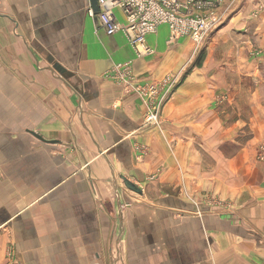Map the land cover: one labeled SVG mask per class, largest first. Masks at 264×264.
Returning <instances> with one entry per match:
<instances>
[{
  "label": "crops",
  "instance_id": "0c3cea01",
  "mask_svg": "<svg viewBox=\"0 0 264 264\" xmlns=\"http://www.w3.org/2000/svg\"><path fill=\"white\" fill-rule=\"evenodd\" d=\"M247 1L197 62L165 23L138 55L87 0H0V264H264V50L221 44H264ZM118 64L181 76L159 127Z\"/></svg>",
  "mask_w": 264,
  "mask_h": 264
},
{
  "label": "built area",
  "instance_id": "2783aa9c",
  "mask_svg": "<svg viewBox=\"0 0 264 264\" xmlns=\"http://www.w3.org/2000/svg\"><path fill=\"white\" fill-rule=\"evenodd\" d=\"M87 1L88 14L97 18L106 34L121 32L138 55L151 53V49L146 45V37L154 33L160 24H168L171 38L190 36L196 50L220 19L215 16L214 7L216 4L220 5L221 0H96L99 8L96 14L91 0ZM263 8L262 5L257 11ZM116 9L124 13V23L118 21ZM128 66L118 64L116 68L123 70L128 91H135L146 106L144 125L159 127L162 107L181 80V76L174 75L160 86L145 84L135 87L131 84L132 77ZM260 157L264 159V148Z\"/></svg>",
  "mask_w": 264,
  "mask_h": 264
},
{
  "label": "rangeland",
  "instance_id": "374dc122",
  "mask_svg": "<svg viewBox=\"0 0 264 264\" xmlns=\"http://www.w3.org/2000/svg\"><path fill=\"white\" fill-rule=\"evenodd\" d=\"M244 1L245 0H221L220 5H217L216 4V6L214 7L216 9L215 16L217 18H220V19H219V22L217 23V25L210 31V33H212L214 30H217L219 28L220 24H224V22L227 23L228 21L234 19V15L233 14L236 11L239 10L240 6L242 5V3ZM254 1L256 3V4H254V7L253 6H250L246 11L244 9L245 14H247L246 16H248V17H249V15L250 16L251 15L253 16L254 11L257 10L260 6H262V5L264 6V0H254ZM254 1L248 0L247 2L248 3H251V2H254ZM244 11L242 12V14L244 13ZM256 13H259V14L264 13V8L261 11H256L255 14ZM248 29L249 28H247V30H246V28H244V31L247 32ZM236 32H237L236 30L231 29L227 33H229L230 35H233V34H236ZM209 34H208V36H209ZM206 40H210V39L209 38L205 39L203 41V43L200 44V47L195 50V52H198L197 53V56H196V61L197 62L202 59L205 51H207V48H208V45H209V43H208L209 41H206ZM215 42H217V43L214 44V45H212V47H215L216 46L215 49L216 50H219V47H218L219 40L216 39ZM204 44H205V46H204ZM221 44H222V47L225 48V49L230 48V46H234L236 48L244 47L243 48V51L250 50V53L252 52L253 54H256V55L259 54V53H262L263 50H264V47H263L264 44L261 45V43L260 44H258V43L257 44L251 43V46L248 47L247 44H246V42H235L234 43L233 41H231L229 39V40H226V41H221ZM263 148H264V146L260 145V154H259V157H258L260 160H264V159H262L260 157L261 156V153L263 152Z\"/></svg>",
  "mask_w": 264,
  "mask_h": 264
},
{
  "label": "water",
  "instance_id": "95a60500",
  "mask_svg": "<svg viewBox=\"0 0 264 264\" xmlns=\"http://www.w3.org/2000/svg\"><path fill=\"white\" fill-rule=\"evenodd\" d=\"M91 5H92V8L96 14L98 12V9H99L96 0H91ZM37 137H39L41 139L40 136H37ZM123 180H124V184L127 188H129L133 191H136V192H140V190L135 185H133L131 182H129L126 178H123Z\"/></svg>",
  "mask_w": 264,
  "mask_h": 264
}]
</instances>
